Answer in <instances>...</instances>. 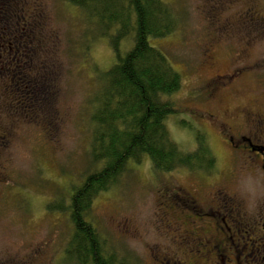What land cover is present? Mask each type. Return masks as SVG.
Returning a JSON list of instances; mask_svg holds the SVG:
<instances>
[{"label":"rangeland","instance_id":"1","mask_svg":"<svg viewBox=\"0 0 264 264\" xmlns=\"http://www.w3.org/2000/svg\"><path fill=\"white\" fill-rule=\"evenodd\" d=\"M165 1L176 14L178 28L169 35L151 37L150 43L164 52L181 75L182 85L170 97L187 113H191L188 106L209 112L222 109L231 115H221L231 126L248 121L253 126L263 120L256 125L264 138V0L253 1L258 8H248V0H217L223 1V8H212L209 0ZM6 5L14 8L12 15L6 14ZM89 11L69 0H0V35L11 42L0 38V264L75 263L68 254L57 260L74 228L68 208L59 207L96 167L89 151L90 101L98 89V75L115 60L110 37ZM20 33L27 36L29 53L40 50L33 59L44 68H33L32 88L23 85L25 69L20 68L25 63L17 61L23 57L16 39ZM118 42V50L124 52L132 40L128 35ZM207 52L212 57L204 65ZM25 66L29 71L30 60ZM216 73L235 74V85L221 87L212 103L201 101L199 95L191 101L192 91L198 92L200 84L208 85ZM190 116L171 114L166 125L180 148L194 153L195 132L202 122ZM214 130L206 133L216 157L217 172L212 176L191 175L180 166L154 170L149 156L143 155L139 161L128 162L117 181L94 197L87 218L105 239V253L128 264L173 263L167 259L173 244L165 209L166 203L182 208L183 202L168 201L172 187L182 185L190 193L193 189L197 196L192 195L201 201L213 188L229 190H222L220 217L240 221L237 227L245 225L248 217H260L264 206L261 161L253 156L250 165L256 170L248 171L249 157L231 150ZM210 182L216 183L210 186ZM179 196L184 200L183 190ZM169 212L173 224L182 221V232L189 229L192 222L182 218L183 212ZM233 225V262L239 257V264H248V237ZM208 233L216 238V230Z\"/></svg>","mask_w":264,"mask_h":264},{"label":"trees","instance_id":"2","mask_svg":"<svg viewBox=\"0 0 264 264\" xmlns=\"http://www.w3.org/2000/svg\"><path fill=\"white\" fill-rule=\"evenodd\" d=\"M69 1L83 10H92V15L102 24L101 31L110 37L115 60L102 75H98V89L90 101L93 134L89 151L96 167L85 174L59 207L68 208L74 228L69 231L57 260L66 259L68 254L66 257L74 259V264H128L115 259L109 251L105 253V239L87 218L94 197L117 181L128 162L139 161L143 155L149 156L154 170L165 172L180 166L191 175L202 172L208 177L216 173V157L207 144L206 135L213 128L203 122L202 128L196 129L194 153L183 151L167 128L166 121L171 114L182 112L196 116L187 113L185 108L179 109L170 97L182 85L181 75L164 52L150 43L151 37H163L178 28L176 14L165 0ZM5 8L6 14L14 13V8L9 9V5ZM128 35L132 43L120 52L118 40ZM20 36L22 39L19 35L16 39L23 57L17 61L22 64L24 61L20 69L27 70L29 64L25 65L30 60L29 71L20 72L23 71L26 80L23 85L32 88L30 75L35 72L33 68L40 67V61L34 60L33 55L40 50L29 53L27 36L23 38L21 33ZM4 37L2 33L1 40H8ZM214 131L217 138L221 137L217 130Z\"/></svg>","mask_w":264,"mask_h":264},{"label":"flooded vegetation","instance_id":"3","mask_svg":"<svg viewBox=\"0 0 264 264\" xmlns=\"http://www.w3.org/2000/svg\"><path fill=\"white\" fill-rule=\"evenodd\" d=\"M253 1L254 0H248V8H258V5ZM209 2L212 8H223L221 4L223 1L209 0ZM211 57L212 55L208 52L205 54V58L203 59L204 65L210 64ZM228 75L229 76L225 73H216L208 79V85L207 83L200 84L198 92L196 91L197 89H194L189 99L194 101L200 98L202 99L201 101H205L207 104L212 103V97L220 92L221 87L229 86L228 89H231V85H235L233 84V80L236 75ZM207 92L208 95H206ZM197 95H199L198 98H196ZM188 109L192 114L198 117L199 120L201 119L202 123L204 122L211 128L217 130L218 134H221V138L223 137L222 140L228 144L231 150L242 152L249 157L248 171L256 170L250 165V163L253 164L251 161L253 156H255L257 161H261L260 166L264 169V138L259 132V127L256 125V123L263 124V120H259L253 126H250L248 120H245L248 122L231 126L222 120L230 118L231 116L222 111V109H217L214 112H209L205 110L204 107L203 109L201 108L202 111H198L195 107L191 108L189 106ZM242 127L245 128L244 131ZM247 127H249V129ZM214 183L216 182H210V186H213ZM181 186L172 187L170 189L171 192L169 194L171 196L168 201L174 200L177 204L183 202L182 208L176 206L173 202L166 203L167 207L165 211L167 215L165 217L167 218V222L170 223L168 224L170 226L168 233L171 236V242L173 244V247H170L171 252L167 259L170 258L174 264H239V257H236V263L233 262V256L231 255H234V246L230 245V243L233 241L232 225L234 224L233 226H236L240 221L236 223V220L232 217L228 219L225 216L220 217V215H222L221 208L223 207L224 201L221 199V193H224L223 191L229 192V190L226 191L225 188H213L215 189L214 192L209 191V196L201 201L200 198L197 199L194 197L197 195L194 194L195 191L193 189L192 193H190ZM180 190H183L185 194L184 200L179 196ZM172 209H179L184 213L182 218L192 222L187 231L182 232L180 230L182 221H178L180 225L176 224V222L173 224L174 218L172 213L169 212ZM228 214H231V211H229ZM243 221L245 225H239L238 227L236 226V228L238 229V233L242 231L245 237H248V264H264V206L260 209L259 218L248 217V219ZM211 230L212 232L216 230V238H212L208 233ZM181 232L182 234H180ZM222 251H225V253ZM209 254L213 257L208 258V261L204 260V262H202L200 258L206 259ZM173 263L167 261V264Z\"/></svg>","mask_w":264,"mask_h":264}]
</instances>
